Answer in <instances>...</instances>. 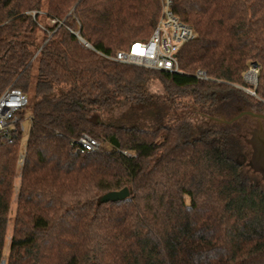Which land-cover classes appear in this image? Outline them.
<instances>
[{
    "label": "trees",
    "instance_id": "16d2710c",
    "mask_svg": "<svg viewBox=\"0 0 264 264\" xmlns=\"http://www.w3.org/2000/svg\"><path fill=\"white\" fill-rule=\"evenodd\" d=\"M173 11L197 34L181 74L104 57L150 39L160 0H0V93L32 95L24 152L22 133L0 138V264H264V189L212 120L264 115V0H174ZM155 77L163 98L150 95ZM127 104L144 111L113 119ZM182 108L211 128L187 132ZM83 134L111 149L74 154ZM125 188L129 199L99 205Z\"/></svg>",
    "mask_w": 264,
    "mask_h": 264
},
{
    "label": "built area",
    "instance_id": "2783aa9c",
    "mask_svg": "<svg viewBox=\"0 0 264 264\" xmlns=\"http://www.w3.org/2000/svg\"><path fill=\"white\" fill-rule=\"evenodd\" d=\"M160 1V17L150 39L135 42L127 50L119 51L112 57L104 56L106 59L150 70L182 73L178 62V53L186 43L195 40L197 34L192 26L184 23L175 15L174 0ZM40 14H44V12H40ZM30 15L36 17V12H31ZM75 35L87 48L92 49L80 37L79 33H75ZM258 73L259 67H254L252 64L245 75V81L250 85L257 86ZM194 77L203 81L210 80L207 73L202 70H197ZM29 108V97L20 89L9 87L0 93V138L11 140L19 133H24V122H32ZM72 149L74 154L83 155L102 151L105 146L91 135L83 134L73 141ZM24 159L22 154L19 160L20 164H23ZM1 264H5V261H2Z\"/></svg>",
    "mask_w": 264,
    "mask_h": 264
},
{
    "label": "rangeland",
    "instance_id": "374dc122",
    "mask_svg": "<svg viewBox=\"0 0 264 264\" xmlns=\"http://www.w3.org/2000/svg\"><path fill=\"white\" fill-rule=\"evenodd\" d=\"M43 12L44 13L46 12V5L43 7ZM42 25H43V20H41V26ZM165 94H166L165 83L157 77L153 78V80L151 81V86H150V95L156 98L158 97L163 98ZM29 100L31 103L32 95L29 96ZM184 103L185 105H187L189 103V100L188 99L185 100ZM142 111L144 110H141V108L137 109L136 107H133L128 104L123 105L120 108H117L113 112V115H114L113 119L115 120L123 119L124 116H130L132 112H138V114H141ZM147 111H148V114L151 116L154 110H152V107H149ZM179 112L188 119L187 121L189 123H188L187 132L199 133L204 128H207V126L211 128L210 125H205L207 124V122L203 120L202 117L198 115L197 113H193L191 109L182 108L181 110H179ZM29 113H30V109H29ZM30 128H31V123L29 121H25L24 122L25 131L23 133V139H22L23 152L25 149L26 142L28 140ZM260 128L264 129V122H260L257 119H254L248 116H245L232 124L219 123L216 127H214V129L228 134V138L230 142L229 147L232 150V152L235 154L236 158L242 162L245 174L248 177H250L252 180L257 182L264 189L263 176L258 171H256L254 167H252V158H253V155H255V149H258V150L261 149V146L259 145V142L257 141L256 136H254L253 134H254V131L260 130ZM104 146H105V149L107 150L111 149V146L109 145L107 146L104 145ZM263 149H264V145H263ZM19 176H20V173L16 180L15 195H14L12 206H11V223L9 225L8 240H10L11 238L12 221H13V218L16 212Z\"/></svg>",
    "mask_w": 264,
    "mask_h": 264
},
{
    "label": "water",
    "instance_id": "95a60500",
    "mask_svg": "<svg viewBox=\"0 0 264 264\" xmlns=\"http://www.w3.org/2000/svg\"><path fill=\"white\" fill-rule=\"evenodd\" d=\"M254 67H258L257 64H254ZM245 92H247L250 95L255 96V93H252L250 90L247 89H243ZM248 116L254 119H257L260 122H264V115L263 114H259V113H255L253 111H242L240 112L237 116L231 118L230 120L227 119H218V118H212V120L221 123V124H232L234 122H236L237 120ZM254 136H256L257 141L259 142V145L261 146V149H255V155H253L252 158V167L255 168L256 171H258L264 178V149H263V145H264V130L263 128H260V130H256L254 131ZM263 149V150H262ZM130 191L128 188H125L121 191H113V192H109L105 195H103L100 199H99V205H103V204H107V203H115V202H120V201H124L130 198Z\"/></svg>",
    "mask_w": 264,
    "mask_h": 264
},
{
    "label": "flooded vegetation",
    "instance_id": "af4514ba",
    "mask_svg": "<svg viewBox=\"0 0 264 264\" xmlns=\"http://www.w3.org/2000/svg\"><path fill=\"white\" fill-rule=\"evenodd\" d=\"M264 130V129H263Z\"/></svg>",
    "mask_w": 264,
    "mask_h": 264
}]
</instances>
